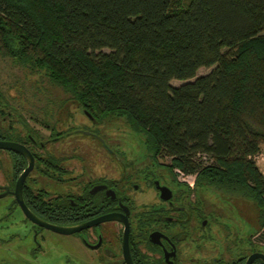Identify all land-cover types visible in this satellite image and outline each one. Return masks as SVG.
I'll return each mask as SVG.
<instances>
[{
  "label": "trees",
  "instance_id": "1",
  "mask_svg": "<svg viewBox=\"0 0 264 264\" xmlns=\"http://www.w3.org/2000/svg\"><path fill=\"white\" fill-rule=\"evenodd\" d=\"M0 56L98 123L125 117L150 158L254 202L264 228V0H0Z\"/></svg>",
  "mask_w": 264,
  "mask_h": 264
},
{
  "label": "flooded vegetation",
  "instance_id": "2",
  "mask_svg": "<svg viewBox=\"0 0 264 264\" xmlns=\"http://www.w3.org/2000/svg\"><path fill=\"white\" fill-rule=\"evenodd\" d=\"M94 128L67 129L26 95L0 90V143L20 147L0 148V199H11L2 207L1 235L17 241L19 260L46 264L50 233L73 236L79 264H264L253 258L264 256V228L239 232L225 223L224 211L205 189L181 179L195 175L152 158L108 152ZM74 133L100 141L104 152H76L79 145L63 141ZM67 145L75 151L67 152ZM35 219L61 227L92 225L66 235ZM18 223L26 233L17 231Z\"/></svg>",
  "mask_w": 264,
  "mask_h": 264
},
{
  "label": "rangeland",
  "instance_id": "3",
  "mask_svg": "<svg viewBox=\"0 0 264 264\" xmlns=\"http://www.w3.org/2000/svg\"><path fill=\"white\" fill-rule=\"evenodd\" d=\"M212 68H201L198 76L206 75ZM183 81L173 80V86L182 85ZM0 90L1 92H12L18 95H26L30 104L38 107H46L50 112V120H61L68 128L81 127V129L92 130L95 125L91 124V119L82 111L80 106L71 99V96L62 87L55 85L44 73L35 72L29 66L0 56ZM105 139L108 152L127 154L129 157L140 161L150 158L146 151L145 136L133 131L127 124L125 117H107L100 125L94 128ZM66 144L79 145L76 152L103 153V145L100 141L94 140L90 136L74 133L63 139ZM71 145H67L66 151L72 150ZM207 160V158H206ZM165 165H170L169 158L159 160ZM202 161H205L203 159ZM208 162V161H206ZM260 171L264 174V146L261 153L255 159ZM181 179L191 184L195 181V176L187 177L181 175ZM210 195V202L219 210L224 211L226 224H231L239 232L254 233L260 231L259 210L255 203L243 197L231 195L214 189L202 188ZM11 203L10 198L0 199V215L2 207ZM10 224V223H9ZM18 232L26 233L25 227L16 224ZM0 225V264H28L31 259L19 260L16 250L17 241H10ZM49 233V232H48ZM51 241L45 243L44 261L46 264H79L76 261V245L73 236L53 235L48 236ZM259 242H263L258 239ZM18 249V248H17ZM19 252V251H18ZM82 252V250H81ZM32 261V260H31Z\"/></svg>",
  "mask_w": 264,
  "mask_h": 264
},
{
  "label": "water",
  "instance_id": "4",
  "mask_svg": "<svg viewBox=\"0 0 264 264\" xmlns=\"http://www.w3.org/2000/svg\"><path fill=\"white\" fill-rule=\"evenodd\" d=\"M86 115L91 120H93V117L89 113H86ZM0 148L8 149V150L12 149V150L20 151V147L15 145V144H13V143H0ZM21 202H22V199H21ZM108 218H110V217H108ZM105 219H107V218H105ZM34 221L39 223V225H41L43 227H46L47 229H50V230L55 231V232L60 233V234H66V235L74 234V233L79 232V231H81V230H83V229H85L87 227H90L92 225V224H87V225H82V226H77V227H61V226H55V225H49V224H46V223H42L41 221H38L36 219ZM128 234H129V228H128V225H127L126 231H125V235H124V239H125L126 243H127V240H128ZM253 258H263L264 259V256L263 255H258V256H253Z\"/></svg>",
  "mask_w": 264,
  "mask_h": 264
},
{
  "label": "built area",
  "instance_id": "5",
  "mask_svg": "<svg viewBox=\"0 0 264 264\" xmlns=\"http://www.w3.org/2000/svg\"><path fill=\"white\" fill-rule=\"evenodd\" d=\"M257 158V156L254 158V160ZM180 171V170H179Z\"/></svg>",
  "mask_w": 264,
  "mask_h": 264
}]
</instances>
